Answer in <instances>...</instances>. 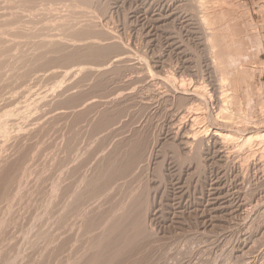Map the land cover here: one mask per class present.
Returning a JSON list of instances; mask_svg holds the SVG:
<instances>
[{
	"label": "rangeland",
	"instance_id": "rangeland-1",
	"mask_svg": "<svg viewBox=\"0 0 264 264\" xmlns=\"http://www.w3.org/2000/svg\"><path fill=\"white\" fill-rule=\"evenodd\" d=\"M0 1V264H264V0Z\"/></svg>",
	"mask_w": 264,
	"mask_h": 264
},
{
	"label": "bare ground",
	"instance_id": "bare-ground-1",
	"mask_svg": "<svg viewBox=\"0 0 264 264\" xmlns=\"http://www.w3.org/2000/svg\"><path fill=\"white\" fill-rule=\"evenodd\" d=\"M5 1H6V0H5ZM9 1H10V0H9ZM9 1H8V2H9ZM17 1H18V0H17ZM28 1H29V0H28ZM32 1H33V0H32ZM43 1H44V0H43ZM60 1H61V0H60ZM60 1L57 0V2H59V3H60ZM73 1H74V0H72V2H73ZM82 1H83V0H82ZM87 1H88V0H87ZM90 1H91V0H90ZM20 2H21V0H20ZM24 2H25V1H24ZM29 2H30V1H29ZM34 2H35V1H34ZM44 2H45V1H44ZM55 2H56V1H55ZM55 2H54V3H55ZM57 2H56V3H57ZM66 2H67V0H66ZM72 2H71V4H72ZM78 2H80V0H77V3H78ZM0 3H1V1H0ZM12 3L14 4L13 0H12ZM16 3H18V5L20 4L19 1L16 2ZM25 3H26V2H25ZM47 3L51 4V3L49 2V0L47 1ZM47 3H46V4H47ZM63 3H64V2H63ZM63 3H62V4H63ZM80 3H81V2H80ZM5 4H6V3H5ZM5 4H4V5H5ZM7 4H8V3H7ZM21 4H22V3H21ZM31 4H32V3H31ZM62 4H61V5H62ZM68 4H69V3H68ZM71 4H70V5H71ZM85 4H86V2H85ZM87 4H88V3H87ZM4 5H2V6L0 7V9L3 8ZM18 5L15 4L14 7H17ZM54 5H55V4H54ZM81 5H82V6H85L84 4H79V6H81ZM88 5H89V4H88ZM8 6H9V5H8ZM22 6H23V5H22ZM73 6H75V5H73ZM76 6H78V4H76ZM9 7H11V6H9ZM19 7H21V6H19ZM19 7H18V8H19ZM43 7H44V5H43ZM50 7H51V5H50ZM52 7H54V6L52 5ZM55 7H57V6H55ZM55 7H54V8H55ZM59 7H60V6H59ZM85 7H87V9H88V6H87V5H86ZM4 8H6V6H5ZM11 8H13V7H11ZM24 8H25V6H24ZM34 8H35V5H34ZM36 8H37V7H36ZM46 8H47V7H45L44 10H46ZM48 8H49V6H48ZM62 8H63V7H62ZM64 8H65V4H64ZM9 9H10V8H9ZM9 9H8V7H7V10H8V11H9ZM38 9L40 10V8H38ZM60 9H61V8H60ZM60 9H59V12H60ZM67 9H68V8H67ZM70 9H71V8H70ZM70 9H69V10H70ZM78 9H79L80 11H82V10H81L82 8H81V9L78 8ZM1 10H2V9H1ZM1 10H0V11H1ZM3 10H4V9H3ZM10 10H12V9H10ZM13 10H14V9H13ZM20 10H21V9H20ZM36 10H37V9H36ZM51 10H52V8H51ZM61 10H62V9H61ZM79 10H75V11H77V12H75V13H79ZM5 11H6V10H5ZM15 11H16V10H15ZM49 11H50V10H49ZM65 11H66V9H65ZM6 12H7V11H6ZM11 12H12V11H11ZM16 12H17V11H16ZM35 12H37V11H35ZM41 12H42V11H41ZM47 12H48V11H47ZM51 12H52V11H50V13H51ZM71 12H73V11H71ZM71 12H69V13H71ZM84 12H85V11H83L80 15H82ZM1 13H3V14H1V15H4V14H5L4 11L1 12ZM8 13H9V12H7V14H8ZM13 13H14V12H13ZM50 13L48 12V15H49ZM55 13H58V10H57V11L55 10ZM60 13H61V12H60ZM60 13H59V14H60ZM63 13H64V12H63ZM65 13H68V12L66 11ZM65 13H64V14H65ZM75 13H74V14H75ZM11 14H12V13H11ZM17 14H18V13H17ZM19 14H21V13L19 12ZM34 14L36 15V13H34ZM38 14H39V17H40V12H39ZM71 14H72V13H71ZM84 14H85V13H84ZM35 15H34V16H35ZM45 15H46V13H45ZM48 15L46 16L47 18H48ZM51 15H52V13H51ZM55 15H56V14H55ZM68 15H69V14H68ZM75 15H76V17L74 18V20H75L76 18L79 19V15H78V17H77V14H75ZM10 16H11V15H10ZM16 16H17V15H16ZM19 16H20V15H19ZM19 16H18V17H19ZM34 16H33V17H34ZM43 16H44V14H43ZM52 16H54V14H53ZM57 16H58V14H57ZM64 16H65V15H64ZM64 16H63V17L59 16V17L62 19V18H64ZM66 16H67V15H66ZM6 17H7V16H6ZM6 17H5V18H6ZM12 17H13V16H12ZM12 17H11V18H12ZM14 17H15V15H14ZM23 17L25 18V16H23ZM50 17H51V16H50ZM50 17H49V18H50ZM69 17H70V16H69ZM69 17H67V18H69ZM85 17H86V16H85ZM9 18H10V17H9ZM11 18L8 19V21H10V20L12 21L13 18H12V19H11ZM20 18H22V17L20 16ZM36 18H37V15H36ZM67 18H66V20H67ZM70 18H71V17H70ZM82 18H83V17H82ZM95 18H96V17H95ZM2 19H3V18H2ZM2 19H1V20H2ZM16 19H17V17H16ZM18 19H19V18H18ZM31 19H32V18H31ZM33 19H34V18H33ZM56 19H57V17H56ZM1 20H0V21H1ZM4 20H5V19H4ZM6 20H7V19H6ZM27 20H28V16H27ZM37 20H38V19H37ZM45 20H47V19H44V22H45ZM48 20H52V19H48ZM54 20H55V19H54ZM58 20H59V19H58ZM66 20H65V22H67ZM79 20H80V19H79ZM86 20H87V19H86ZM95 20H96V19H95ZM28 21L30 22L31 20H28ZM28 21H26V22H28ZM40 21H41V19H40ZM83 21H84V20H83ZM83 21H82L81 23H83ZM87 21H88V20H87ZM96 21H97V20H96ZM5 22H6V21H5ZM13 22H14V21H13ZM20 22H21V19H20ZM23 22H24V21H23ZM61 22H62V24H63V21H61ZM65 22H64V23H65ZM73 22H74V21H73ZM75 22H76V20H75ZM90 22H91V21H90ZM92 22L94 23V21H92ZM92 22H91V23H92ZM100 22H101V21H100ZM1 23H2V21H1ZM11 23H12V22H11ZM16 23H17V22H16ZM46 23H47V22H46ZM69 23H70V22H69V20H68V24H69ZM77 23H78V21H77ZM96 23H97V22H96ZM7 24H8V22L6 23V26H7ZM19 24H20V23H19ZM19 24L17 23L18 27L21 25V24H20V25H19ZM30 24H31V23H30ZM30 24H29V25H30ZM33 24L37 26V24H35V22H34ZM33 24H32V25H33ZM42 24H43V22H42ZM47 24L52 26V25H53V22H52L51 24H49V23H47ZM71 24H72V23H71ZM73 24L76 25V23H73ZM79 24H80V23H78V25H79ZM85 24H86V23H85ZM0 25H1V24H0ZM4 25H5V24H4ZM8 25H9V24H8ZM29 25H28L27 27H29V28H32V27H33V26L30 27ZM39 25H40V24H39ZM59 25H60V24H59ZM63 25H64V24H63ZM65 25H66V23H65ZM78 25H77V26H78ZM81 25H82V24H81ZM86 25H87V24H86ZM86 25L84 26V24H83L82 26H84V28L86 29V28H87ZM100 25H101V24H100ZM10 26H11V25H10ZM43 26H44V25H43ZM43 26L41 25V27H43ZM79 26H80V25H79ZM82 26H81V27H82ZM89 26H90V24H88V27H89ZM93 26H94V24H93ZM97 26H98V25H97ZM3 27H4V26H3ZM3 27H2V28H3ZM11 27H12V26H11ZM15 27H16V25H15ZM34 27H35V26H34ZM37 27H39V26H37ZM45 27H46V26H45ZM45 27H44V28H45ZM58 27H59V26H58ZM58 27H57V28H58ZM63 27H65V26H63ZM68 27H69V26H68ZM68 27H67V28H68ZM6 28H7V27H6ZM47 28H48V27H47ZM50 28H51V27H50ZM53 28H54V27H53ZM57 28H55V30H57ZM92 28L94 29V27H92ZM92 28H91V29H92ZM103 28H104V27H103ZM10 29L12 30V28H10ZM34 29H35V28H34ZM48 29H49V28H48ZM72 29H73V25H72ZM75 29H76V28H75ZM77 29H78V28H77ZM95 29H96V27H95ZM100 29H101V28H100ZM0 30H1V27H0ZM3 30H4V29H3ZM6 30H7V29H6ZM8 30H9V29H8ZM8 30H7V31H8ZM15 30H16V29H15ZM17 30H20V29H17ZM30 30H31V29H30ZM35 30H36V29H35ZM39 30H40V29H38V31H39ZM44 30H45V29H44ZM46 30H47V29H46ZM73 30H74V29H73ZM33 31H34V30H32V32H33ZM41 31H43V30H41ZM48 31H50V30H48ZM52 31H53V30H52ZM63 31H64V30H63ZM68 31H69V30H68ZM75 31H76V30H75ZM75 31H74V32H75ZM78 31H79V29H78ZM86 31H89V28H88V30H86ZM86 31H85V32H86ZM0 32H1V31H0ZM3 32H4V31H3ZM13 32H15V31H13ZM18 32H19V31H18ZM20 32H22V31L20 30ZM32 32H29V33H32ZM50 32H51V31H50ZM53 32H54V31H53ZM64 32H65V31H64ZM71 32H72V31H71ZM71 32H70V33H71ZM80 32H81V31H80ZM82 32H83V31H82ZM82 32H81V33H82ZM91 32H92V31H91ZM95 32H96V31H95ZM8 33H9V32H8ZM8 33H7V34H8ZM42 33H43V32H42ZM55 33H57V31H56ZM58 33H59V32H58ZM60 33H61V32H60ZM68 33H69V32H68ZM68 33H67V34H68ZM70 33H69V34H70ZM89 33H90V32H89ZM0 34H1V33H0ZM5 34H6V32H5ZM9 34H11V35L13 36L12 33H9ZM15 34H17V33H15ZM33 34H34V32H33ZM40 34H41V33H40ZM46 34H48V33H46ZM51 34H52V33H51ZM75 34H76V33H75ZM90 34H91V33H90ZM94 34H95V33H94ZM101 34H102V33H101ZM1 35H2V34H1ZM1 35H0V40L2 39V38H1ZM11 35H10V36H11ZM34 35H35V34H34ZM42 35H43V34H41V36H42ZM76 35H77V34H76ZM84 35H85V33H84ZM3 36H4V35H3ZM3 36H2V37H3ZM35 36H36V35H35ZM37 36H39V33L37 34ZM52 36H53V35H52ZM56 36H57V35H56ZM63 36H64L63 38H65L66 35H63ZM90 36H91V35H90ZM7 37H8V35H7ZM7 37H3V38H7ZM18 37H19V36H18ZM45 37H46V36H45ZM57 37H61V36L58 35ZM67 37H68V36H67ZM75 37H76V36H75ZM75 37H73L74 40L76 39ZM81 37H82V35H81ZM95 37H96V36H95ZM105 37H107V36H105ZM10 38H11V37H10ZM10 38H9V39H10ZM12 38H13V37H12ZM14 38H15V37H14ZM16 38H17V37H16ZM23 38H24V37H23ZM48 38H49V37H48ZM48 38H47V39H48ZM82 38H83V37H82ZM89 38H90V37H89ZM92 38H94V36H93ZM115 38H116V37H115ZM17 39H18V38H17ZM19 39H20V38H19ZM21 39H22V37H21ZM33 39H34V38H33ZM36 39H37V38H36ZM38 39H39V38H38ZM38 39H37L36 41H38ZM41 39H43V38L41 37ZM47 39H46V40H47ZM79 39H80V38H79ZM5 40H6V39H5ZM39 40H40V39H39ZM48 40H49V39H48ZM51 40H52V39H50V41H51ZM55 40H56V39H55ZM63 40H64V39H63ZM77 40H78V39H77ZM89 40H90V39H89ZM9 41H10V40H9ZM11 41H12V40H11ZM19 41H20V40H19ZM21 41H23V39H22ZM24 41H25V40H24ZM24 41H23V42H24ZM36 41H35V42H36ZM59 41H60V40H59ZM59 41H58V42H59ZM80 41H82V40L80 39ZM93 41H94V40H93ZM100 41H101V40H100ZM12 42H13V41H12ZM12 42H10V43H12ZM45 42H46V41H45ZM45 42H44V43H45ZM69 42H70V41H69ZM25 43H26V42H25ZM37 43H39V42H37ZM42 43H43V41H42ZM56 43H57V42H56ZM63 43H64V41H63ZM82 43H83V42H82ZM92 43H93V42H92ZM18 44H19V43H18ZM20 44H21V43H20ZM46 44H48V41H47ZM49 44H50V43H49ZM51 44H53V43L51 42ZM59 44H60V42H59ZM59 44H58V45H59ZM61 44H62V43H61ZM66 44H67V43H66ZM70 44H71V42H70ZM83 44H84V43H83ZM13 45H14V43H13ZM23 45H24V43H23ZM28 45H29V44H28ZM34 45H36V44L34 43ZM41 45H42V44H41ZM41 45H40V47H41ZM43 45H44V44H43ZM63 45H65V44H63ZM14 46H15V45H14ZM19 46H20V45H18V47H19ZM21 46H22V45H21ZM24 46H26V44H25ZM48 46H51V45H48ZM48 46H47V47H48ZM54 46H56V45H54ZM68 46H69V45H68ZM40 47H39V48H40ZM62 47H63V46H62ZM62 47H60V48H62ZM69 47H70V46H69ZM72 47H74V46H72ZM76 47H78V46H76ZM76 47H74L73 50H74ZM81 47H82V46H81ZM83 47H84V45H83ZM13 48H14V47H13ZM13 48H12V50H13ZM22 48H23V47H22ZM25 48H26V47H25ZM25 48H24L23 50H25L24 52L26 53L27 48H26V49H25ZM48 48H49V47H48ZM57 48H58V47H57ZM66 48H67V46H66ZM66 48H65V50H66ZM15 49H16V47H15ZM15 49H14V52L17 51V50L15 51ZM31 49H33V48H31ZM37 49H38V47H37ZM37 49L35 48V49H33V51H35V50H37ZM50 49H51V47L49 48V50H50ZM53 49H54V48H53ZM53 49H52V51H53ZM62 49H63V48H62ZM76 49H77V48H76ZM76 49H75V50H76ZM103 49H104V48H103ZM23 50H22V51H23ZM45 50L47 51V49H45ZM54 50H56V49H54ZM67 50H68V49H67ZM70 50H72V49H70ZM73 50H72V51H73ZM75 50H74V52L76 53V51H77L78 49H77L76 51H75ZM81 50H82V49H81ZM94 50H95V49H94ZM22 51H21V52H22ZM27 51H28V50H27ZM43 51H44V50H43ZM46 51H44V52H46ZM59 51H60V50H59ZM59 51H58V53H59ZM63 51H64V49H63ZM79 51H80V50H79ZM82 51H83V50H82ZM84 51H85V50H84ZM35 52H36V51H35ZM44 52H43V53H44ZM53 52H54V51H53ZM56 52H57V51H56ZM16 53H17V52H16ZM33 53H34V52H33ZM36 53H37V52H36ZM36 53H35L34 55H36ZM43 53H41V54H43ZM48 53H52V52H51V51H50V52L48 51ZM60 53H61V54H60V56H61V55H62V52L60 51ZM66 53H67V52H65V54H66ZM69 53H70V56H73V55H74V53H73V55H71L72 52H69ZM78 53H79V52H78ZM80 53H81V51H80ZM83 53H84V52H83ZM97 53H98V52H96V54L94 55V57L97 55ZM26 54H30V53H26ZM37 54H39V52H38ZM44 55H45V54H44ZM46 55H47V54H46ZM54 55H59V54H54ZM66 55H67V54H66ZM75 55H76V54H75ZM79 55H80V54H79ZM82 55H83V54L81 53V56H80L81 58H82ZM12 56H13V55H12ZM42 56H43V55H42ZM47 56H48V55H47ZM47 56H46V57H47ZM50 56H51V55H50ZM67 56H68V55H67ZM30 57H32V55H31ZM30 57L28 56V58H30ZM37 57H38V56H37ZM37 57H36V59H37ZM62 57H63V56H62ZM64 57H65V55H64ZM76 57H77V56H76ZM96 57H97V56H96ZM33 58L35 59L34 56H33ZM49 58H50V57H49ZM49 58L47 57V60H48ZM53 58H54V57H53ZM58 58H59V57H57V59H52V61L54 60L55 62H57V61H58ZM67 58H68V57H67ZM69 58L71 59V57H69ZM84 58H86V57L84 56ZM34 59H33V60H34ZM36 59H35V60H36ZM50 59H51V58H50ZM70 59H68L67 62H69ZM72 59H74V58L72 57ZM78 59H80V58H78ZM91 59H92V58H91ZM93 59H94V58H93ZM24 60H25V59H24ZM37 60H38V59H37ZM56 60H57V61H56ZM59 60L61 61L62 59H59ZM65 60H66V59H65ZM75 60H76V59H75ZM75 60H74V61H75ZM82 60H83V59H82ZM82 60H81V61H82ZM88 60H90V58H88ZM21 61H22V59H21ZM40 61H41V60H40ZM42 61H43V59H42ZM45 61H46V60H45ZM45 61H44V62H45ZM63 61H64V60H63ZM74 61H73V62H74ZM86 61H87V60H86ZM90 61H91V60H90ZM94 61H97V60H94ZM94 61H92V62H94ZM98 61H100V60H98ZM112 61H113V60H112ZM55 62H54V63H55ZM64 62H65V61H64ZM70 62L72 63L71 60H70ZM11 63H12V62H11ZM22 63H23V62H22ZM24 63H25V62H24ZM24 63H23V64H24ZM45 63H46V62H45ZM47 63H48V62H47ZM50 63H52V62H49L47 65H49ZM54 63H53V64H54ZM58 63H59V62H58ZM58 63H57V64H58ZM71 63H70V64H71ZM82 63H83V62H82ZM82 63H81V64H82ZM87 63H88V61H87ZM94 63H95V62H94ZM94 63H91V64L94 65ZM97 63H98V62H97ZM101 63H102V62H101ZM113 63H114V62H113ZM38 64H39V63H38ZM42 64H43V62H42ZM55 64H56V63H55ZM72 64H73V63H72ZM84 64H85V61H84ZM29 65H30V64H29ZM34 65H35V64H34ZM34 65H33V66H34ZM36 65H37V64H36ZM60 65H61V62H60ZM60 65H59V66H60ZM75 65H76V64H75ZM37 66H38V65H37ZM37 66H35V67H37ZM49 66H50V65H49ZM52 66L54 67V65H52ZM59 66H58V67H59ZM62 66H64V65L62 64ZM65 66H67V65H65ZM86 66H88V65H86ZM94 66H95V65H94ZM94 66H93V67H94ZM100 66H101V65H100ZM112 66H113V65H112ZM229 66H230V65H229ZM42 67H43V66H42ZM47 67H48V66H47ZM89 67H90V66H89ZM96 67H97V66H96ZM101 67H102V66H101ZM29 68H30V67H29ZM37 68H38V67H37ZM56 68H57V65H56ZM62 68H64V67H62ZM66 68H67V67H66ZM70 68H71V67H70ZM85 68H86V67H85ZM30 69H31V68H30ZM34 69H35V68H34ZM48 69H49V68H48ZM57 69H58V68H57ZM57 69H55V70L57 71ZM59 69H60V68H59ZM64 69H65V68H64ZM78 69H79V68H78ZM78 69H77V70H78ZM80 69H82V68L80 67ZM100 69H101V68H100ZM40 70H41V69H40ZM43 70H44V69H43ZM60 70H61V69H60ZM94 70H95V69H94ZM105 70H106V69H105ZM12 71H13V70H12ZM12 71H11V72H12ZM32 71H33V70H32ZM44 71H45V70H44ZM58 71H59V70H58ZM62 71H63V70H62ZM70 71H71V70H70ZM70 71H69V72H70ZM73 71H74V70H73ZM81 71H83V70H81ZM81 71H80V72H81ZM102 71H103V70H102ZM9 72H10V71H9ZM13 72H14V71H13ZM42 72H43V71H42ZM50 72H51V71H50ZM54 72H55V71H54ZM65 72H66V71H65ZM71 72H72V71H71ZM75 72H76V71H75ZM88 72H89V70H88ZM91 72H93V71L91 70ZM67 73H68V72H67ZM82 73H84V72H82ZM93 73H94V72H93ZM93 73H91V74H93ZM101 73H102V72H101ZM101 73H100V74H101ZM105 73H107V72H105ZM105 73H103V74H105ZM14 74H15V73H14ZM49 74H50V73H49ZM57 74H58V73H57ZM64 74H65V73H64ZM91 74H90V75H91ZM45 75H48V74H45ZM51 75L53 76V74H51ZM54 75H55V74H54ZM59 75H60V74H59ZM59 75H58V76H59ZM90 75H89V77H90ZM98 75H99V74H98ZM82 76H83V75H82ZM91 76L93 77V75H91ZM102 76H103V75H102ZM102 76H100V77H102ZM9 77H10V76H9ZM84 77H86V76H84ZM84 77H83V78H84ZM100 77H99V78H100ZM54 78H55V76H54ZM57 78H58V77H57ZM59 78H60V77H59ZM62 78H64V77H62ZM86 78H88V77H86ZM90 78H91V77H90ZM96 78H98V77H96ZM12 79H13V78H12ZM20 79H21V78H20ZM55 79H56V78H55ZM10 80H11V79H10ZM21 80H22V79H21ZM47 80H48V79H47ZM58 80H59V79H58ZM58 80H57V81H58ZM80 80H82V78H81ZM80 80H79V81H80ZM84 80H85V79H84ZM84 80H83L81 83H83ZM89 80H90V79H89ZM89 80L87 79L88 82H89ZM93 80H94V79H93ZM96 80H98V79H96ZM57 81H56V82H57ZM94 81H95V80H94ZM47 82H48V81H47ZM92 82H93V81H92ZM95 82H96V81H95ZM17 83H18V82H17ZM59 83H60V82H59ZM77 83H78V82H77ZM90 84H91V83H90ZM94 84H95V83H94ZM20 85H21V84H20ZM56 85H57V84H56ZM56 85H54V86H56ZM84 85H85V84H84ZM12 86H13V85H12ZM44 86H45V85H44ZM85 86H86V85H85ZM72 87H73V86H72ZM72 87H71V89H72ZM79 87H80V86H79ZM81 87H82V86H81ZM77 88H78V86H77ZM77 88H76V89H77ZM66 89H67V88H66ZM46 90H47V89H46ZM52 90H53V89H52ZM52 90H51V91H52ZM69 90H70V89H69ZM80 90H81V88H80ZM62 91H63V89H62ZM62 91H61V92H62ZM73 91H74V90H72V92H73ZM13 92H15V91H13ZM70 92H71V91H70ZM74 92H75V91H74ZM16 93H17V92H16ZM20 94H21V93H20ZM62 94H63V92H62ZM62 94H61V95H62ZM71 94H72V93H71ZM71 94H70V95H71ZM68 95H69V94H68ZM74 95H75V94H74ZM63 96H64V94H63ZM72 96H73V94H72ZM0 97H1V95H0ZM65 97L67 98L66 95H65ZM103 97H104V96H103ZM21 98H22V97H21ZM60 98H61V97H60ZM63 98H64V97H63ZM66 98L63 99V100H64V104H65V103H66V104L69 103V102H65ZM70 98H71V96H70ZM73 98H74V97H73ZM78 98H79V97H78ZM78 98H77V99H78ZM75 99H76V98H75ZM20 100H21V99H20ZM69 100H71V99H69ZM73 100H74V99H73ZM78 100H81V99L79 98ZM24 101H25V100H24ZM58 101H59V100H58ZM71 101H72V100H71ZM79 102H80V101H79ZM85 102H86V101H85ZM22 103H23V102H22ZM74 103H75V102H74ZM81 103H82V102H81ZM81 103H80V104H81ZM61 104L63 105V103H61ZM66 104H65V105H66ZM76 104H77V103H76ZM21 105L24 106L23 104H21ZM58 105H59V104H58ZM65 105H63V106H65ZM69 105H70V104H69ZM93 105H94V104H93ZM99 105H100V104H99ZM63 106H62V108L65 109V107H63ZM70 106H71V105H70ZM70 106H68V107H70ZM74 106H75V105H74ZM74 106H73V107H74ZM80 106H81V105H80ZM97 106H98V105H97ZM20 107H21V106H20ZM53 107H54V106H53ZM66 107H67V106H66ZM73 107H71V108H73ZM75 107H76V106H75ZM75 107H74V109H75ZM78 107H79V106H78ZM81 107H82V106H81ZM83 107H84V106H83ZM25 108H26V107H25ZM60 108H61V107H60ZM93 108H94V107H93ZM98 108H99V107H98ZM67 109H68V108H67ZM85 109H86V108H85ZM89 109H91V107H90ZM95 109H96V108H95ZM20 110H21V109H20ZM24 110H25V109H24ZM27 110H28V109H27ZM29 110H30V108H29ZM82 110H84V109H82ZM74 111H75V110H74ZM79 111H81V110H79ZM87 111H89V110H87ZM94 111H96V110H94ZM101 111H102V110H101ZM19 112H20V111H19ZM85 112H86V111H84L83 114H86V113H87V112H86V113H85ZM103 112H107V111H104V110H103ZM76 113H77V112H76ZM78 113H79V112H78ZM25 114H27V113H25ZM92 114H93V113H92ZM97 114H98V113H97ZM77 115H78V114H77ZM90 115H91V114H90ZM90 115H89V116H90ZM102 115H103V114H102ZM102 115H101V116H102ZM105 115H106V113H105ZM105 115H104V116H105ZM25 116H26V115H25ZM32 116H33V115H32ZM78 116L81 117L80 115H78ZM83 116H84V115H83ZM89 116H88V117H89ZM109 116H110V115H109ZM109 116H108V117H109ZM106 117H107V116H106ZM28 118H29V117H28ZM75 118H76V117H75ZM103 118H104V117H103ZM80 119H81V118H80ZM86 119H87V118H86ZM109 119H110V118H109ZM198 119H200V117L197 118V120H196V119H195V120L198 121ZM84 120H85V119H83V121H84ZM114 120H115V119H114ZM193 120H194V119H193ZM195 120H194V121H195ZM85 121H86V120H85ZM104 121H108V120H104ZM104 121H103V122H104ZM76 122H77V124H78V121H76ZM81 122H82V119H81ZM81 122H80V123H81ZM99 122H100V121H99ZM103 122H102V123H103ZM108 122H109V121H108ZM118 122H119V121H118ZM19 123H20V121H19ZM73 123H74V122H73ZM89 123H90V122H89ZM104 123H105V122H104ZM109 123H110V122H109ZM111 123H112V122H111ZM111 123H110V124H111ZM20 124H21V123H20ZM22 124H23V123H22ZM96 124H99V123L96 122ZM112 124H113V123H112ZM112 124H111V125H112ZM75 125H76V123H75L73 126H75ZM94 125H95V123H94ZM106 125H107V124H106ZM9 126H10V125H9ZM17 126H18V125H17ZM20 126H21V125H20ZM73 126H72V127H73ZM97 126H98V125H97ZM103 126H104V125H103ZM1 127H2V125H1ZM6 127H7V126H6ZM70 127H71V126H70ZM94 127H95V126H94ZM107 127H108V126H107ZM3 128H4V127H3ZM98 128H99V127H98ZM103 128H104V127H103ZM109 128H111V127H109ZM44 129H45V128H44ZM71 129H72V128H71ZM107 129H108V128H107ZM4 130H5V129H4ZM69 130H70V129H69ZM91 130H94V129L92 128ZM95 130H96V128H95ZM101 130H102V129H101ZM10 131H11V129H10ZM10 131H9V132H10ZM98 131H99V130H98ZM98 131H97V132H98ZM41 132H42V131H41ZM90 132H92V131H90ZM104 132H105V131H104ZM4 133H5V132H4ZM1 134H2V133H1ZM33 134H34V133H33ZM74 134H75V133H74ZM95 134H98V133H95ZM100 134H101V133H100V131H99V134H98L97 136H99ZM103 134H104V133H103ZM34 135H35V134H34ZM34 135H33V136H34ZM68 135H69V134H68ZM76 135H77V134H76ZM79 135H80V134H79ZM92 135H93V134H92ZM216 135H219V133L217 132ZM220 135H221V134H220ZM220 135H219V136H220ZM2 136H3V135H2ZM77 136H78V135H77ZM97 136H95V137H97ZM196 136H197V135H195V137H196ZM263 136H264V135H263ZM38 137H40V136H38ZM75 137H76V136L74 135V138H75ZM217 137H218V136H217ZM222 137H225V139L228 138V136H224V135H223ZM222 137H221V138H222ZM1 138H2V137H1ZM16 138H17V137H16ZM74 138H69L68 141H70V139H72V141H73ZM77 138H79V137H77ZM89 138H90V137H89ZM79 139H80V138H79ZM94 139H95V138H94ZM248 139H249V140H248ZM248 139H247L248 141H251V140L253 139V136H252V137H249ZM15 140H16V139H15ZM25 140H26V139H25ZM222 140H224V139H222ZM20 141H22V140H20ZM77 141H79V140H77ZM95 141H96V140H95ZM42 142H43V141H42ZM8 143H9V142H8ZM71 143H73V142H71ZM91 143H92V142H91ZM66 144H67V143H66ZM66 144H65V145H66ZM73 145H74V144H72V146H73ZM11 146H12V145H11ZM131 146L133 147L132 144H131ZM134 146H135V145H134ZM68 147H69V144H68ZM132 147H131V148H132ZM64 148H65V146H64ZM69 148H70V147H69ZM72 149H73V147H72ZM135 149H137V148L134 147V150H135ZM59 150H60V149H59ZM61 150H62V149H61ZM63 150H64V149H63ZM68 150H69V149H68ZM68 150H67V151H68ZM73 150H74V149H73ZM75 150H77V149H75ZM80 150H81V149H80ZM130 150H131V149H130ZM69 151H70V150H69ZM82 151H83V150H82ZM137 152H138V151H137ZM137 152H136V153H137ZM68 153H69V152H68ZM73 153H77V152H73ZM79 153H80V152H79ZM79 153H78V154H79ZM82 153H83V152H82ZM82 153H81V154H82ZM13 155H14V154H13ZM68 155H69V154H68ZM72 155H73V154H72ZM76 155H77V154H76ZM138 155H139V154H138ZM78 156H79V155H78ZM116 156H117V155H116ZM135 156H136V155H135ZM139 156L141 157V155H139ZM139 156H137V157H139ZM73 157H74V156H73ZM117 157H118V156H117ZM137 157H136V159L138 160ZM60 158H61V157H60ZM106 158H107V157H106ZM128 158H129V157H128ZM131 158H132V157H131ZM116 159H117V158H116ZM122 159H123V158H122ZM136 159H135V160H136ZM58 160H60V159H58ZM62 160H63V159H62ZM70 160H73V159H70ZM76 160H77V156H76ZM76 160H75V161H76ZM108 160H109V159H106L107 162H108ZM110 160H111V158H110ZM114 160H115V159H114ZM133 160H134V158H133ZM135 160H134V162H137V161H135ZM139 160H140V159H139ZM64 161H65V160H64ZM64 161H61V160H60L61 163L64 162ZM73 161H74V160H73ZM77 161H78V160H77ZM141 161H142V160H141ZM71 162H72V161H71ZM104 162H105V160H104ZM109 162L111 163V161H109ZM113 162H114V161H113ZM113 162H112V163H113ZM115 162H118V161H115ZM58 163H59V162H58ZM79 163H80V162H78V164H79ZM118 163H119V162H118ZM139 163H140V162H139ZM72 164H73V163H72ZM78 164H77V165H78ZM101 164H102V163H101ZM113 164H114V163H113ZM122 164H123V163H122ZM58 165H61V164H58ZM58 165H57V167H58ZM64 165H66V163H64ZM69 165H70V163H69ZM114 165H116V164H114ZM5 166H6V165H5ZM67 166H68V165H67ZM100 166H102V165H100ZM103 166H104V165H103ZM137 166H138V165H137ZM60 167H61V166H60ZM69 167H70V166H69ZM76 167H77V166H76ZM78 167H79V166H78ZM105 167H106V166H105ZM116 167H117V166H116ZM121 167L123 168V166H121ZM130 167H132V166H130ZM63 168H64V167H63ZM71 168H72V167H71ZM117 168H118V167H117ZM136 168H137V167H136ZM59 169H60V168H59ZM59 169H58V171H59ZM79 169H80V168H79ZM102 169H103V168H102ZM118 169H119V168H118ZM118 169H117V172H120L121 170L119 171ZM61 170H62V169H61ZM69 170H70V169H69ZM76 170H78V169L76 168ZM106 170H107V169H106ZM106 170H105V171H106ZM112 170H113V169H112ZM112 170H111V171H112ZM115 170H116V169H115ZM113 171H114V170H113ZM126 171H127V170H126ZM61 172H62V171H61ZM68 172H69V171H68ZM109 172H110V171H109ZM117 172H116V173H117ZM122 172H123V171H122ZM10 173H11V172H10ZM65 173H66V171H65ZM70 173H71V172H70ZM72 173H74V172H72ZM72 173H71V174H72ZM77 173H78V171H77ZM97 173H99V172H97ZM106 173H107V172H106ZM111 173H112V172H111ZM60 174H61V173H60ZM75 174H76V173H74V175H75ZM122 174H123V173H122ZM99 175H100V174H99ZM13 176H14V174H13ZM59 176H60V175H59ZM108 176H109V175H108ZM110 176L112 177V175H110ZM113 176H114V174H113ZM118 176H121V174H119ZM97 177H99V176H97ZM104 177H105V176H104ZM125 177H126V175H125ZM62 178H63V177H62ZM106 178H108V177H106ZM115 178H119V177L116 176ZM59 179H60V178H59ZM108 179H109V178H108ZM121 179L123 180L122 177H121ZM62 180H63V179H62ZM93 180H94V179H93ZM100 180H102V179H101V176H100ZM100 180H99V181H100ZM119 180H120V178H119ZM91 181H92V180H91ZM97 181H98V180H97ZM108 181H110V180H108ZM115 181H116V180H115ZM117 181H118V180H117ZM93 182H96V181H93ZM104 182H106L105 179H104ZM104 182H103V183H104ZM111 182H112V181H111ZM10 183H11V182H10ZM89 183H90V182H89ZM91 183H92V182H91ZM107 183H108V182H107ZM107 183H106V184H107ZM121 183H122V182H120V184H121ZM72 184H73V183H72ZM72 184H71V185H72ZM86 184H87V183H86ZM93 184H94V183H93ZM96 184H97V183H96ZM96 184H94V185H96ZM101 184H102V183H101ZM109 184H110V183H109ZM117 184H118V183H117ZM73 185H74V184H73ZM98 185H99V184H98ZM98 185H97V186H98ZM102 185H103V184H102ZM102 185H101V186H102ZM118 185H119V184H118ZM74 186H75V188H76V185H74ZM86 186H87V185H86ZM86 186H85V187H86ZM101 186H99V187H100L99 189H101ZM57 187H58V186H57ZM57 187H56V189H57ZM60 187H61V186H60ZM120 187H121V185H120ZM123 187H124V186H123ZM123 187H122V189H123ZM125 187H126V186H125ZM54 188H55V186H54ZM87 188H88V187H87ZM105 188H106V186H105ZM108 188H109V187H108ZM110 188H111V187H110ZM110 188H109V189H110ZM118 188H119V187H117L116 189H118ZM128 188H129V187H128ZM56 189H54L53 191H55ZM65 189H66V188H65ZM65 189H64V191H65ZM67 189H68V188H67ZM89 189H91V188L89 187ZM96 189H98V187H97ZM103 189H104V188H103ZM76 190H77V189H76ZM76 190H75V191L73 190V191H74V194L70 192L71 194H73L72 197L70 196L71 199L73 200V201H71V202H73V203L68 202V203L71 204V207H70L69 209H70V210H72V209L74 210V211H72V213H73V212H76V213H77V211L80 210V207L82 206L80 203L82 202V199H84L82 196L78 195L79 193H76ZM94 190H95V189H94ZM106 190H108V189H106ZM131 190H132V188H131ZM19 191H20V190H19ZM21 191H22V190H21ZM62 191H63V188H62ZM73 191H72V192H73ZM84 191H85V190H84ZM87 191H88V190H87ZM92 191H93V190H92ZM97 191H100V190H97ZM115 191H116V190H115ZM125 191H126V190H125ZM125 191H124V192H125ZM68 192H69V191H68ZM77 192H79V191H77ZM94 192H95V191H94ZM103 192H104V190L100 191L99 193L101 194V193H103ZM121 192H122V191H121ZM132 192H133V191H132ZM132 192H131V193H132ZM9 193H10V192H9ZM35 193H36V192H35ZM61 193H62V192H61ZM63 193H64V192H63ZM80 193H81V191H80ZM84 193H85V192H84ZM86 193H87V192H86ZM88 193L90 194L91 192L88 191ZM99 193H95V194H99ZM104 193H105V192H104ZM104 193H103V194H104ZM110 193H111V192H110ZM128 193H129V192H128ZM71 194H70V195H71ZM91 194H93V193H91ZM91 194H90V195H91ZM103 194H101V195H103ZM129 194H130V193H129ZM132 194H134V192H133ZM93 195H94V194H93ZM93 195H92V196H93ZM101 195H96V196L98 197V196H101ZM105 195H106V193H105ZM109 195H110V194H109ZM113 195H114V194H113ZM113 195H112V197H113ZM122 195H123V193H122ZM127 195H128V194H127ZM7 196H8V195H7ZM62 196H63V195H62ZM84 196H85V195H84ZM86 196H87V195H86ZM94 196H95V195H94ZM103 196H104V195H103ZM103 196H102V197H103ZM117 196H118V195H117ZM130 196H131V195H130ZM65 197H66V196H65ZM102 197H101V198H102ZM104 197H105V196H104ZM114 197H115V196H114ZM114 197H113V198H114ZM121 197H122V196H121ZM62 198H63V197H62ZM86 198H87V197H85V199H86ZM89 198H90V197L88 196V200H90ZM92 198H94V197H92ZM95 198H96V197H95ZM105 198H108V197H105ZM116 198H117V197H116ZM125 198H126V200L128 201L127 197H125ZM132 198H133V196L131 197V199H132ZM134 198H135V196H134ZM97 199H99V198H97ZM109 199H110V198H109ZM111 199H112V198H111ZM122 199H124V198H122ZM135 199H136V198H135ZM67 200H68V199H67ZM88 200L86 199V201H88ZM113 200H114V199H113ZM115 200H116V199H115ZM119 200H120V199H119ZM119 200H118V202H119ZM142 200H143V199H142ZM93 201H95V200H93ZM104 201H105V200H104ZM111 201H112V200H111ZM129 201H134V200H129ZM83 202H85V201H83ZM105 202H106V201H105ZM105 202H103V203H105ZM107 202H108V201H107ZM114 202H115V201H114ZM120 202H121V200H120ZM139 202H140V200H139ZM63 203H64V202H63ZM65 203H67L66 200H65ZM68 203H67V204H68ZM91 203H93V202H91ZM96 203H97V202H96ZM98 203H99V202H98ZM101 203H102V202H101ZM109 203H110V202H109ZM123 203H124V202H123ZM132 203H133V202H132ZM83 204H84V203H83ZM94 204H95V203H94ZM106 204H107V203H106ZM111 204H112V203H111ZM120 204H121V206H122V203H120ZM125 204H126V203H125ZM134 204H135V203H134ZM143 204H144V203H142V205H143ZM63 205H64V204H63ZM101 205H103V204H101ZM107 205H108V204H107ZM126 205H127V204H126ZM129 205H130V204H129ZM135 205H137V204H135ZM93 206H94V205H93ZM111 206H112V205H111ZM140 206H141V205H140ZM140 206H139V208H141ZM85 207H86V206H85ZM97 207H99V206L97 205ZM107 207H108V206H107ZM126 207H128V206H126ZM142 207H143V206H142ZM86 208H87V207H86ZM117 208H118V207H117ZM117 208L115 207V208H113V209H117ZM120 208H121V207H120ZM122 208H123V206H122ZM124 208H125V207H124ZM133 208H134V207H133ZM136 208L138 209V206H137ZM67 209H68V207H67ZM83 209H85V208L83 207ZM88 209H89V211H90V208H88ZM88 209H87V210H88ZM91 209H92V208H91ZM101 209H102V208H101ZM106 209H107V208H106ZM106 209H105V210H106ZM108 209H109V208H108ZM126 209H127V208H126ZM130 209H131V207H130ZM137 209H136V211H137ZM141 209H142V208H141ZM141 209H140V210H141ZM81 210H82V208H81ZM96 210H98V209H96ZM96 210H94V211L96 212ZM105 210H104V211H105ZM109 210H112L111 207H110ZM82 211H83V210H82ZM91 211H92V210H91ZM114 211H115V210H114ZM122 211H123V209H122ZM131 211L133 212L132 209H131ZM136 211H135V212H136ZM69 212H70V211H69ZM78 212H79V211H78ZM85 212H87V211H85ZM97 212H98V211H97ZM110 212H111V211H110ZM61 213H62V212H61ZM63 213H64V212H63ZM83 213H84V211H83ZM87 213H88V212H87ZM101 213H102V212H101ZM105 213H106V211H105ZM107 213H109V212H107ZM141 213H142V212H141ZM69 214H70V213H69ZM78 214H80V213H78ZM84 214H85V213H84ZM89 214H91V213H89ZM93 214H94V213H93ZM96 214H97V213H96ZM96 214H95V215H96ZM99 214H100V213H99ZM99 214H97V216H98ZM126 214H127V212L125 213V215H126ZM128 214H130V213H128ZM134 214H135V213H134ZM134 214H133V215H134ZM139 214H140V213H139ZM65 215H66V214H65ZM73 215H75V213H73ZM76 215H77V214H76ZM86 215H88V214H86ZM100 215H101V214H100ZM102 215L104 216V213H103ZM114 215L117 216V214H114ZM121 215H122V214H121ZM141 215H142V214H141ZM69 216H71V215H69ZM83 216H85V215H83ZM90 216H91V215H90ZM90 216H89V217H90ZM103 216H100V217L102 218ZM109 216H110V215H109ZM109 216H108V217H109ZM111 216H112V215H111ZM122 216H123V215H122ZM128 216H129V215H128ZM130 216H131V215H130ZM136 216H138V215H136ZM64 217H65V216H64ZM71 217H73V216H71ZM104 217H105V216H104ZM108 217H107V218H108ZM133 217H135V216H133ZM68 218H69V217H68ZM68 218H67V219H68ZM86 218H88V216H87ZM94 218H95V217H94ZM94 218H92L93 221L95 220ZM96 218H98V217H96ZM101 218H100V219H101ZM116 218H117V217H116ZM128 218H129V217H128ZM137 218H138V217H137ZM137 218H136V219H137ZM69 219H70V218H69ZM69 219H68V220H69ZM72 219H73V218H72ZM90 219H91V218H90ZM110 219H111V217L109 218V221H110ZM113 219H114V217H113ZM119 219H120V216H119ZM123 219H124V218H123ZM139 219H140V218H139ZM141 219H142V218H141ZM141 219H140V221H141ZM75 220H76V219H75ZM80 220H81V219H80ZM82 220H84V219H82ZM96 220H97V219H96ZM96 220H95V221H96ZM98 220H99V219H98ZM98 220H97L96 222H99ZM104 220H105V219H104ZM106 220H107V219H106ZM106 220H105V221H106ZM115 220H117V219H115ZM124 220H125V219H124ZM131 220H133V219L131 218ZM60 221H61V220H60ZM60 221H58V223H61ZM69 221H70V220H69ZM84 221H85V220H84ZM84 221H83V222H84ZM88 221H89V218H88ZM90 221H91V220H90ZM93 221H92V225H91V227L95 228V227H99V226L101 225V224H100V225L98 226V223H96V222L94 223ZM100 221H101V220H100ZM122 221H123V220H122ZM122 221H121V222H122ZM125 221H126V220H125ZM127 221H129V220H127ZM11 222H12V221H11ZM67 222H68V221H66V223H67ZM72 222H73V221H72ZM72 222H71V224H72ZM83 222H82V223H83ZM102 222H103V219H102ZM107 222H108V221H107ZM114 222H115V221H114ZM116 222H117V221H116ZM137 222H138V221H137ZM128 223H129V222H128ZM61 224H62V223H61ZM74 224H75V223H74ZM85 224H86V223H85ZM108 224H110V223H108ZM118 224H120V223H118ZM118 224H117V225H118ZM125 224H126V222H125ZM125 224H124V226H125ZM134 224H135V223H134ZM134 224H133V225H134ZM87 225L90 226V223L87 224ZM87 225H85V226H87ZM104 225H106V224H104ZM111 225H112V223H111ZM120 225H121V224H120ZM120 225H119V226H120ZM122 225H123V224H122ZM127 225H128V224H127ZM138 225H139V222H138ZM143 225H144V224H143ZM69 226H70V224H69ZM73 226H75V225H73ZM82 226H83V225H82ZM106 226L108 227V225H106ZM106 226H105V227H106ZM135 226H136V225H135ZM10 227H11V226H10ZM59 227H60V226H59ZM66 227H68V226H66ZM66 227H65V228H66ZM91 227H90V229H91ZM105 227H104V228H105ZM115 227H116V225H115ZM63 228H64V227H63ZM70 228H71V227H70ZM74 228H76V226H75ZM80 228H81V227H80ZM93 228H92V229H93ZM102 228H103V227H102ZM108 228H109V227H108ZM112 228H113V227H111V229H112ZM118 228H119V227H118ZM121 228H122V227H121ZM125 228H126V227H124V229H125ZM135 228H136V227H135ZM61 229H62V228H61ZM72 229H73V228H72ZM95 229H97V228H95ZM95 229H94V230H95ZM116 229H117V228H116ZM126 229H127V228H126ZM128 229H130V228H128ZM136 229H137V228H136ZM69 230H70V229H69ZM79 230H80V229H79ZM83 230L85 231V229H83ZM88 230H89V229H87V232H88ZM122 230H123V228H122ZM138 230H139V229H137V231H138ZM65 231H67V230H65ZM92 231H93V230H92ZM92 231H89V232H92ZM105 231H106V229H105ZM113 231H115L114 228H113ZM118 231H119V230H118ZM127 231H128V230H127ZM139 231H140V230H139ZM67 232H68V231H67ZM81 232H82V228H81ZM103 232H104V231H103ZM83 233H84V232H83ZM104 233H105V232H104ZM121 233H122V232H121V229H120V234H121ZM127 233H128V232H127ZM64 234H65V233H64ZM85 234H86V233H85ZM90 234H92V233H90ZM93 234H94V233H93ZM109 234H111V233H109ZM118 234H119V233H118ZM118 234H117V235H118ZM120 234H119V236H120ZM66 235H67V234H66ZM80 235H82V234H80ZM123 235H124V234H123ZM73 236H74V235H73ZM73 236H72V237H73ZM91 236H92V235H91ZM107 236H108V232H107ZM114 236H115V235H114ZM126 236H127V235H126ZM132 236H133V235H132ZM134 236H135V235H134ZM130 237H131V236H130ZM93 238H94V237H93ZM110 238H111V237H110ZM112 238H113V237H112ZM124 238H125V237H124ZM128 238H129V237H128ZM73 239H75V238H73ZM106 239H107V238H105V240H106ZM119 239H120V238H119ZM138 239H139V238H138ZM71 240H72V239H71ZM77 240H78V239H77ZM79 240H80V239H79ZM85 240H86V239H85ZM107 240H108V239H107ZM107 240H106V242H107ZM115 240H116V239H115ZM121 240H122V239H121ZM121 240H120V241H121ZM124 240H125V239H124ZM135 240H137V239H135ZM80 241H81V240H80ZM109 241H110V240H109ZM127 241L129 242V240H127ZM130 241H131V240H130ZM132 241H133V240H132ZM132 241H131V242H132ZM64 242H65V240H64ZM67 242H69V241H67ZM116 242H118V241H116ZM116 242H114V238H113V243L116 244ZM133 242H134V241H133ZM70 243H71V242H70ZM72 243H73V242H72ZM79 243H80V242H79ZM81 243H82V242H81ZM74 244H75V243H74ZM74 244H73V245H74ZM83 244H84V243H83ZM134 244H135V242H134ZM62 245H63V244H62ZM67 245H68V244H67ZM73 245H72V246H73ZM111 245H112V243H111ZM116 245H117V244H116ZM120 245H121V244H120ZM113 246H114V245L110 246L111 249L114 248ZM121 246H122V245H121ZM121 246H119V247H121ZM64 247H65V246H64ZM64 247H62V248L64 249ZM69 247H70V244H69ZM69 247H68V248H69ZM75 247H76V246H75ZM107 247H109V246H107ZM115 247H116V246H115ZM122 247H123V246H122ZM122 247H121V248H122ZM128 247H129V246H128ZM131 247H133V246H131ZM73 248H74V247H73ZM116 248L118 249V247H116ZM74 249H75V248H74ZM117 249H116V251H117ZM122 249H123V248H122ZM124 249H125V248H124ZM124 249H123V250H124ZM127 249H128V248H127ZM71 250H72V249H71ZM123 250H121V251H123ZM129 250H130V249H129ZM72 251H73V250H72ZM118 251H119V249H118ZM126 251H127V250H126ZM62 252H63V251H62ZM110 252H111V251H110ZM110 252H109V253H110ZM114 252H115V251H114ZM63 253H64V252H63ZM97 253H98V252H97ZM97 253H96V254H97ZM117 253L120 254L119 252H116L115 255H117ZM121 253H124V252H121ZM140 253H141V252H140ZM60 254H61V253H60ZM94 254H95V253H94ZM94 254H93V255H94ZM96 254H95V255H96ZM98 254H99V253H98ZM112 254H114V253H112ZM53 255H54V253H53ZM75 255H76V254H75ZM77 255H78V254H77ZM120 255H121V254H120ZM71 256L73 257V255H71ZM71 256H70V259H72ZM82 256H83V255H82ZM115 257H116V256H115ZM119 257H122V256H119ZM68 258H69V257H68ZM78 258H79V255H78ZM99 258H100V257H99ZM99 258H98V259H99ZM102 258H103V257H102ZM50 259H51V258H50ZM96 259H97V258H95V259H93V260H95L96 262H98V259H97V260H96ZM114 259H115V258H114ZM65 261H66V260H65ZM65 261L63 260V262H65ZM69 261H70V260H69ZM95 261H92V262L94 263ZM111 261H113V260H111ZM111 261H110V263H111ZM114 261H115V260H114ZM116 261H117V260H116ZM70 262H73V261H70ZM74 262H76V263H74ZM74 262H73L74 264H77V260L74 261ZM88 262H89V261H88ZM92 262H91V263H92ZM96 262H95V263H96ZM103 262H104V261H103ZM73 263H72V264H73ZM119 263H120V262H119ZM49 264H50V263H49ZM87 264H89V263H87Z\"/></svg>",
	"mask_w": 264,
	"mask_h": 264
}]
</instances>
